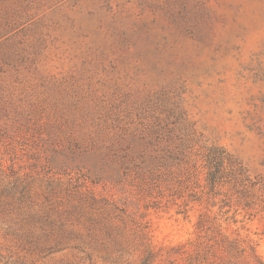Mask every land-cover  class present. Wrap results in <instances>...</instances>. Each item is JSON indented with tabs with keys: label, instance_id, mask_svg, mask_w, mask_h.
<instances>
[{
	"label": "rangeland",
	"instance_id": "rangeland-1",
	"mask_svg": "<svg viewBox=\"0 0 264 264\" xmlns=\"http://www.w3.org/2000/svg\"><path fill=\"white\" fill-rule=\"evenodd\" d=\"M212 146L246 199L208 194ZM222 237L264 262V0H0V264H225Z\"/></svg>",
	"mask_w": 264,
	"mask_h": 264
},
{
	"label": "trees",
	"instance_id": "trees-1",
	"mask_svg": "<svg viewBox=\"0 0 264 264\" xmlns=\"http://www.w3.org/2000/svg\"><path fill=\"white\" fill-rule=\"evenodd\" d=\"M202 158L203 159H194L192 165L198 172L205 175L208 194L214 197L218 196L221 187L229 185L231 189L239 193L240 198L242 195L240 200H243V198L246 199L249 188L257 184L252 183L250 175L244 165L222 147L212 146ZM200 168H202V170L199 171ZM246 206L250 205L246 203ZM217 242L228 255L225 264H238V262L233 259V255L245 252V249L241 248L239 241H228L227 238L222 237L221 241ZM250 250L258 264H264L255 248L250 247Z\"/></svg>",
	"mask_w": 264,
	"mask_h": 264
}]
</instances>
